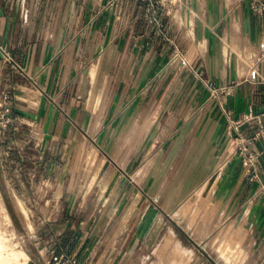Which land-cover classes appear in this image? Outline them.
<instances>
[{"label": "crops", "instance_id": "0c3cea01", "mask_svg": "<svg viewBox=\"0 0 264 264\" xmlns=\"http://www.w3.org/2000/svg\"><path fill=\"white\" fill-rule=\"evenodd\" d=\"M253 1L0 0V45L24 67L0 50V91L13 95L10 130L37 146H59L65 132L74 145H122L141 84L180 71L187 104L147 111L154 169L143 177L164 180L151 184L140 218L122 219L133 226L130 244L103 260L96 244L87 252L86 235L70 257L148 264L171 237L193 251V264H264V135L251 145L257 177L233 138L234 119L249 115L240 131L252 135L264 113V16ZM159 50L182 51L189 62L161 66ZM100 160L102 169L118 161ZM114 166L106 189H129L124 199L137 188Z\"/></svg>", "mask_w": 264, "mask_h": 264}, {"label": "rangeland", "instance_id": "374dc122", "mask_svg": "<svg viewBox=\"0 0 264 264\" xmlns=\"http://www.w3.org/2000/svg\"><path fill=\"white\" fill-rule=\"evenodd\" d=\"M165 52L166 59L159 61L161 66L169 61L175 65L185 58L182 51H158L162 55ZM179 76L177 69L170 78L161 76L154 82L141 84L138 95L130 103L137 107V113L129 121L130 127L135 128L120 131L123 144L119 146L74 145L67 132L62 135L59 146H37L27 142L23 134L20 139L19 131L10 130L11 123H15L14 116L11 111L3 116V108H0L1 228L9 246L24 251V264H56L54 256L63 264L65 258L80 251L86 235L87 252L96 244L99 259H103L109 249H127L133 226L121 225L122 219L140 218L149 201L151 184L156 182V186H160L164 180L143 177L149 168L154 169L151 161L154 154L150 153L151 146L147 142L155 115L147 111L153 105L181 107L187 104V99L179 95ZM169 116L156 115L160 120ZM105 156L118 159L113 163L123 173L121 182L126 185L132 180L136 185L137 189H130L124 199L129 189H106L115 166L109 162L108 167L102 169L100 159ZM165 196L158 194L157 197L163 202ZM75 202L77 208L73 207ZM103 219L113 220L103 226L100 225ZM171 244L173 241L168 237L165 246L162 244L159 248L162 257L148 264L162 261L169 264L178 257L186 260L184 264L193 262L192 250Z\"/></svg>", "mask_w": 264, "mask_h": 264}, {"label": "built area", "instance_id": "2783aa9c", "mask_svg": "<svg viewBox=\"0 0 264 264\" xmlns=\"http://www.w3.org/2000/svg\"><path fill=\"white\" fill-rule=\"evenodd\" d=\"M252 8L258 11L260 14L264 16V2L259 0H254L252 3ZM0 50L4 53L6 60L13 64L17 69H24V67L16 60V58L12 55L11 52L6 50L0 45ZM183 63L188 64L187 58H183ZM255 70V69H254ZM255 72V71H254ZM216 92V88L214 89ZM1 93V91H0ZM13 95L11 92H4L0 95V108H3L2 115L9 114L11 111V104L10 101ZM229 114H232V111H228ZM251 117L249 115H244L241 118L234 119L233 128L235 130L233 138L236 141L237 150H239L243 156H245V164L247 165L248 171L253 175V177H257L259 174L257 160H256V153L251 150V145L255 141H257L262 135H264V113L262 114V124L260 129L254 132L252 135H244L240 129L243 123L249 120ZM10 117L8 121H10ZM56 260V264H60L62 260H59L58 256L53 257ZM63 264H86L85 261H80L75 257H68L65 258Z\"/></svg>", "mask_w": 264, "mask_h": 264}, {"label": "bare ground", "instance_id": "6f19581e", "mask_svg": "<svg viewBox=\"0 0 264 264\" xmlns=\"http://www.w3.org/2000/svg\"><path fill=\"white\" fill-rule=\"evenodd\" d=\"M184 251V250H183ZM186 252V251H185ZM24 251L9 246L7 239L4 237L0 220V264H24ZM186 260L177 258L169 264H184ZM163 264V261L160 263Z\"/></svg>", "mask_w": 264, "mask_h": 264}]
</instances>
